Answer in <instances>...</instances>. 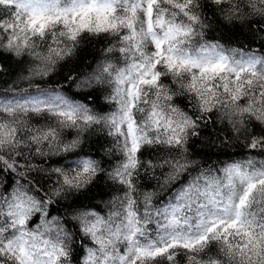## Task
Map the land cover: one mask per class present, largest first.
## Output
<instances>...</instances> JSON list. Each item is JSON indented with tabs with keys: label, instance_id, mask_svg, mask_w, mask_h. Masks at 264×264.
Returning a JSON list of instances; mask_svg holds the SVG:
<instances>
[{
	"label": "snow or ice",
	"instance_id": "1",
	"mask_svg": "<svg viewBox=\"0 0 264 264\" xmlns=\"http://www.w3.org/2000/svg\"><path fill=\"white\" fill-rule=\"evenodd\" d=\"M208 8L217 27L246 25L264 49V0H0V58L30 65L27 87L0 88V264H264V51L207 39ZM101 35L95 69L45 79ZM100 86L113 112L89 106ZM95 127L119 152L110 170L82 154ZM241 136L255 156L195 158L197 141L225 154ZM146 149L155 156L141 159ZM141 170L178 187L154 203L137 189ZM102 175L123 189L107 216L52 214Z\"/></svg>",
	"mask_w": 264,
	"mask_h": 264
},
{
	"label": "trees",
	"instance_id": "2",
	"mask_svg": "<svg viewBox=\"0 0 264 264\" xmlns=\"http://www.w3.org/2000/svg\"><path fill=\"white\" fill-rule=\"evenodd\" d=\"M206 16L209 18V22L213 27L207 34V39L219 40L221 44L228 47L243 48L245 51L249 49H257L264 51L261 48V41L259 36L253 39L252 34L249 32V28L246 25L237 24L235 27H224L222 23L217 27L219 23V17L213 15L212 8L205 10ZM264 35V34H261ZM109 44V38L101 35L96 37H86L80 44L77 51L69 58L60 61L51 70L50 77H45L50 84L65 83L64 77L69 74H79L83 72H90L97 67V65L105 58V49ZM151 51L152 48L149 45L147 48ZM0 64L3 65V71H0V88H7L8 85H13L17 88L27 87V82L19 80L21 75H25V69L30 65L26 62H17L12 57L0 58ZM17 84H13L14 81H18ZM164 83H169V80H164ZM112 89L108 86H100L92 93V102L89 104L96 112L104 114L113 112L116 108V104L113 101L105 99L111 95ZM76 99L82 102L88 103L83 97H76ZM174 102L182 109H186L188 103L185 97H176ZM137 120L140 119V114H136ZM215 119V116H213ZM214 127L216 130L225 128L223 124L210 125V128ZM258 131V129H257ZM207 135L205 131L204 136ZM221 135L228 136V131H223ZM70 138V137H69ZM203 138V137H202ZM244 137L241 136L239 140L233 139L231 146L226 149L225 154H221L219 149H212L208 151L203 149L198 141L195 144L194 153L195 158L201 160L204 166H223L222 162L227 163L231 161H242L249 155H256V152L249 151L244 145ZM203 149V150H202ZM91 153L94 159L100 160L101 166L107 170L114 167L119 160V152L115 150L114 140L111 136L107 135L106 131H102L99 127L90 129L84 136V144L82 145V154ZM155 156V153L151 150H144L141 159H151ZM56 159V158H54ZM257 159H264V156H258ZM69 163L71 161H68ZM159 170L156 172V176L159 177ZM55 179V177H53ZM184 179H187L186 177ZM137 183V189L140 193L144 192H156L154 197V203H159L161 200L170 198L172 192L176 190L178 185L172 186L170 189L161 190L157 187V180L151 178V173L145 174L141 170ZM49 185H45L47 188ZM123 189L120 185L114 184L107 179L106 175L100 176L96 181L90 184L87 188L77 192L74 196L67 200H61L51 210L53 215H61L65 218L70 217L74 211L90 210L97 212L102 216H107L110 211H113V198L122 195ZM71 205V208L68 207ZM73 230L74 222H73ZM77 240L79 236L77 235ZM80 254L79 252L77 253ZM180 264H183V259H180Z\"/></svg>",
	"mask_w": 264,
	"mask_h": 264
}]
</instances>
